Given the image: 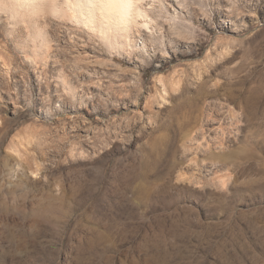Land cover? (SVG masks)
I'll return each mask as SVG.
<instances>
[{
	"label": "rangeland",
	"instance_id": "obj_1",
	"mask_svg": "<svg viewBox=\"0 0 264 264\" xmlns=\"http://www.w3.org/2000/svg\"><path fill=\"white\" fill-rule=\"evenodd\" d=\"M47 3L0 0V264H264V0Z\"/></svg>",
	"mask_w": 264,
	"mask_h": 264
},
{
	"label": "bare ground",
	"instance_id": "obj_2",
	"mask_svg": "<svg viewBox=\"0 0 264 264\" xmlns=\"http://www.w3.org/2000/svg\"><path fill=\"white\" fill-rule=\"evenodd\" d=\"M9 2L11 3L12 12L21 10V13H28L30 9L27 7L29 6L41 10L42 6L47 3L46 5L54 14L59 13L63 16V13L69 12V18H74L72 20L77 23L79 20L83 23H89L96 16H100V18L114 17L115 20L126 19V21L129 20L130 22L141 17L142 14L143 19L147 17L145 10L140 8L138 0H9Z\"/></svg>",
	"mask_w": 264,
	"mask_h": 264
}]
</instances>
